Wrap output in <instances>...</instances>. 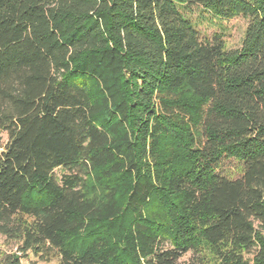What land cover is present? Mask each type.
Listing matches in <instances>:
<instances>
[{
  "label": "trees",
  "instance_id": "trees-1",
  "mask_svg": "<svg viewBox=\"0 0 264 264\" xmlns=\"http://www.w3.org/2000/svg\"><path fill=\"white\" fill-rule=\"evenodd\" d=\"M3 133L0 264H264V0H0Z\"/></svg>",
  "mask_w": 264,
  "mask_h": 264
},
{
  "label": "rangeland",
  "instance_id": "rangeland-1",
  "mask_svg": "<svg viewBox=\"0 0 264 264\" xmlns=\"http://www.w3.org/2000/svg\"><path fill=\"white\" fill-rule=\"evenodd\" d=\"M189 17L193 20L197 29L204 36H212L215 33H221L224 37L228 49L233 50L240 48L244 38L245 30L248 25V18L237 16L229 19L219 18L210 13L201 10L200 7L194 6L190 12H187ZM7 141V134L3 133L0 140V151L4 143ZM220 172L229 177L236 178L241 175V170L235 160H227L219 169ZM59 169L57 172L59 173ZM16 245L13 241H8L5 237L0 236V249L16 250ZM190 254H186L184 258H189ZM23 264H58L57 258L49 260L41 259L34 255L31 251L22 257Z\"/></svg>",
  "mask_w": 264,
  "mask_h": 264
}]
</instances>
